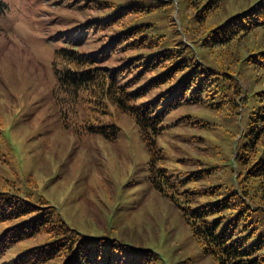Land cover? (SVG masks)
<instances>
[{"label":"trees","instance_id":"obj_1","mask_svg":"<svg viewBox=\"0 0 264 264\" xmlns=\"http://www.w3.org/2000/svg\"><path fill=\"white\" fill-rule=\"evenodd\" d=\"M52 2H72L74 10L95 12L55 35L50 96L59 122L82 125L84 131L115 142L120 127L114 116L128 117L147 157L142 186L178 210L200 253L214 264H264V0H250L229 13L231 0ZM83 44L94 47L77 49ZM193 105L221 119L220 125L190 121L186 113L180 119L186 129L207 126L205 131L219 135L210 144L211 157L221 166L210 163L188 173L170 166L158 139L168 133L175 142L182 126L170 114ZM110 115L112 121L103 120ZM223 123L232 130L219 132ZM231 158L235 167L225 164ZM9 166L0 152V170ZM3 178L0 223L21 220L0 236V258L13 244L42 232L46 242L25 249L15 264H42L56 257L61 264L161 263L150 247L123 238L128 231L117 227L120 206L112 227L107 225L102 235L84 236L36 194L29 179L19 185L16 176ZM199 185L205 187L195 188ZM155 239L160 245L167 241L166 234ZM173 262L185 263L180 258Z\"/></svg>","mask_w":264,"mask_h":264},{"label":"rangeland","instance_id":"obj_2","mask_svg":"<svg viewBox=\"0 0 264 264\" xmlns=\"http://www.w3.org/2000/svg\"><path fill=\"white\" fill-rule=\"evenodd\" d=\"M52 1L60 0H2L0 6V152L6 154L10 163L9 169L0 170V178L6 176L11 180V176H16L19 185L29 179L36 194L52 204L64 222L84 236L102 235L107 225L112 227L115 208L120 206L117 227L128 231V238L122 237L129 243L150 247L161 261L155 264H174L175 258L185 261L184 264H214L200 253L178 210L159 193L142 186L145 174L142 163L147 157L138 131L128 117L114 116L120 127L115 142L84 131L82 125L64 126L59 122L58 109L50 96V60L58 46L55 35L84 16L93 18L95 12L74 10L70 7L72 2L55 6ZM231 1L227 13L245 7L250 0ZM176 9L180 14L179 8ZM177 10L172 14L176 23ZM87 13L92 15L86 16ZM93 47L83 44L77 49ZM184 113L190 121L204 119L222 124L218 115L208 113L200 105L172 113L170 119L179 121ZM111 117L103 120L112 121ZM179 126L182 128L173 137L175 142L168 139V133L158 139L171 167L191 173L210 163L209 167L214 163L221 166L213 161L214 144H210L218 141L219 135L205 131L207 126L186 129L181 120ZM229 130H232L230 123L219 128L223 134ZM224 138L227 135L221 136V144ZM229 162L226 160L225 164ZM196 164L201 168H195ZM134 177L137 178L134 185L128 186ZM3 181L4 178L0 186ZM202 187L205 185L195 188ZM20 220L1 222L0 235ZM164 233L167 241L160 245L155 236L165 238ZM46 240L42 232L22 239L0 260L13 264L25 249L41 246ZM42 264L61 262L56 257Z\"/></svg>","mask_w":264,"mask_h":264}]
</instances>
